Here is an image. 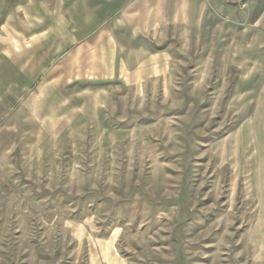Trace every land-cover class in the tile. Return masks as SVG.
<instances>
[{
	"label": "rangeland",
	"instance_id": "rangeland-1",
	"mask_svg": "<svg viewBox=\"0 0 264 264\" xmlns=\"http://www.w3.org/2000/svg\"><path fill=\"white\" fill-rule=\"evenodd\" d=\"M0 264H264V0H0Z\"/></svg>",
	"mask_w": 264,
	"mask_h": 264
}]
</instances>
